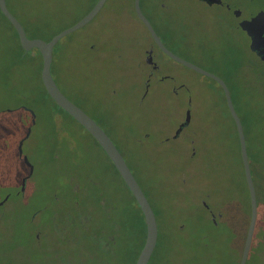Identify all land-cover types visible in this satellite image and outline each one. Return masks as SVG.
I'll use <instances>...</instances> for the list:
<instances>
[{
	"label": "rangeland",
	"instance_id": "obj_1",
	"mask_svg": "<svg viewBox=\"0 0 264 264\" xmlns=\"http://www.w3.org/2000/svg\"><path fill=\"white\" fill-rule=\"evenodd\" d=\"M91 2L9 0V8L24 23L37 24L38 34L45 37L79 20ZM201 40L185 54L196 60H218V44ZM146 41L145 31L130 11V0H106L90 21L57 41L54 52L59 62L51 71L61 91L93 116L123 153L152 204L161 252L167 245L191 240L177 230L192 187L193 196L217 188L206 177L212 173V146L204 152V167L199 163L196 167L187 158L191 146L184 139L198 126L208 137L211 123L226 132L229 121L217 85L180 64L162 60L156 75L165 74V78L146 81L147 69L140 65ZM233 41L236 60L242 63L249 57L246 39L237 31ZM19 54L14 34L0 16V264H114L96 247L106 234L100 229L99 204L116 219L123 202L132 204L131 197L104 153L78 124L61 114L63 121L51 135L44 118L51 101L38 77L36 50L18 70L11 63ZM211 59L210 64H200L220 70L221 65ZM173 86L176 93L170 90ZM186 89L191 123L183 139H163L172 134L182 116ZM24 107L34 116L29 129ZM26 132L21 151L31 171L17 154V144ZM230 171L235 182L228 193L235 199V208H243L241 174L237 166ZM185 174L186 187L181 188L178 181ZM174 183H178L181 202L172 198ZM58 211L70 219H52L51 212ZM130 211L139 229L136 205ZM199 218L204 221L202 215ZM77 219L83 225L76 224ZM120 238L124 247L122 231Z\"/></svg>",
	"mask_w": 264,
	"mask_h": 264
},
{
	"label": "flooded vegetation",
	"instance_id": "obj_2",
	"mask_svg": "<svg viewBox=\"0 0 264 264\" xmlns=\"http://www.w3.org/2000/svg\"><path fill=\"white\" fill-rule=\"evenodd\" d=\"M4 3L7 10L22 26L27 37L26 27L22 20L9 8V0H4ZM138 6L142 15L151 25L159 43L164 48L175 56L217 75L225 83L229 91L234 111L240 120L243 132L247 163L256 203L255 222L243 264H264V84H262L264 73L259 72L258 69L252 66V63H255L256 66H259V70L261 68L264 69V0H138ZM130 11L134 19L138 21L145 31L147 37L146 46L143 47L140 58V65L147 69V74H145L146 81L165 78V74L156 75V72L161 68L162 60L166 59L177 64L180 63L169 57L151 36L135 13L133 0H130ZM0 16L11 28L15 40L19 44L12 25L1 12ZM256 16H262V18L254 25L249 35L241 28L240 23H249ZM237 31L246 39V51L249 53V57L242 60L245 65L244 72L235 75V73L231 72L229 65L233 63L236 57L237 48L233 40ZM251 36L255 41L256 49H251L250 47ZM33 38L48 41L42 36ZM203 38H205V41L209 40L211 43L215 42L218 44L217 46L220 50L218 60H212L209 57L196 60L193 56L185 54L187 52L186 49L193 48L191 46H196L197 43L203 41L201 40ZM54 46L51 51V63L57 57L56 52H54ZM210 59L212 62L221 65V69L211 70L201 65L202 63H209ZM182 66L209 78L184 65ZM236 76L243 77V79H239L240 95L238 101L233 89L236 84ZM166 77L170 81L172 80L169 75H166ZM209 79L212 80L211 78ZM212 81L217 85L222 95V102L224 100L223 105L229 121V129L226 132H220L216 125L211 123L209 135L204 137L203 132L199 130L200 126H198L197 131H194L184 139V142L191 146L190 152L187 154L189 162H194L193 164H196V167L199 163L201 168L204 167V152L209 148V144L212 146V173L206 177L217 188L211 193L205 192L193 196L194 186L192 187L191 197H193H190L191 199L184 198L186 200L184 208L186 209H184L180 230L185 234L186 238L187 236L190 238L189 226L195 222L197 223L195 232L198 240V258L201 264H240L251 214L250 196L244 176L235 123L227 110L221 87L214 80ZM142 83L147 85L146 82ZM182 88L184 89V87ZM244 88V95H242L241 90ZM170 90L173 93L178 91L175 86L171 87ZM70 101L93 119L113 142L107 131L97 123L93 116L73 100ZM183 106L182 116L177 121L176 126L184 119L186 109L189 111V120L174 139H177L178 136L183 139L184 130H186L192 120L190 95L187 89L183 99ZM23 110L29 116L28 124H26L27 129L30 124H34V116H32L30 109L24 107ZM32 119L33 122H31ZM198 131H200V135ZM142 137L146 138V135L142 134ZM113 144L116 145L114 142ZM19 158L21 159V157ZM236 166L241 174L243 182L241 194L245 200L243 208L238 207V209L235 208L236 202L233 195L231 192L230 194L228 193L229 186L232 185V182H235L230 167L234 169ZM186 180L185 174L181 179V188L186 187ZM201 215L204 217V221L199 218ZM241 216L245 217V224H243L244 220ZM183 242L187 243L185 239Z\"/></svg>",
	"mask_w": 264,
	"mask_h": 264
},
{
	"label": "water",
	"instance_id": "obj_3",
	"mask_svg": "<svg viewBox=\"0 0 264 264\" xmlns=\"http://www.w3.org/2000/svg\"><path fill=\"white\" fill-rule=\"evenodd\" d=\"M105 0H97L95 4L89 9L88 12H86L79 20H77L72 25L60 30L56 34H54L48 41H44L39 38H27L22 26L18 23V21L12 16V14L7 10L4 0H0V12L2 15L9 21V23L14 28L18 42L20 47L23 50H30L32 48L37 49V51L40 54L41 57V68H40V81L42 83V86L47 93V95L52 99V101L60 107L62 110H64L68 115H70L77 123H79L91 136L92 138L97 142V144L101 147L103 152L106 154L110 162L113 164L114 168L118 172L119 176L123 180L124 184L126 185L127 189L133 196L137 206L139 207L145 224V237L144 242L142 244V247L135 259L134 264H146L156 243L157 239V224L155 215L153 213V210L151 206L149 205L143 191L141 190L140 186L138 185L137 181L133 177L130 169L128 168L125 160L123 159L122 155L119 153L113 142L110 140V138L105 134V132L91 119L85 112H83L79 107H77L73 102H71L57 87L56 83L54 82L51 73H50V64H51V51L53 46L57 43V41L62 38L63 36L69 34L70 32L75 31L76 29L82 27L85 25L88 21H90L98 12L100 7L102 6L103 2ZM133 6L134 11L137 15V17L143 22L151 36L157 41L160 48L171 58H173L178 63L200 73L203 74L212 80H214L222 89L225 104L227 107V110L229 114L231 115L236 128V133L239 140V148H240V154L242 159V165L244 170V176L246 180V184L249 191L250 196V206H251V214H250V220L247 228L245 243L243 247V252L241 256L240 264H243L244 259L246 257V253L250 244V239L253 231V226L255 222V216H256V203H255V196H254V190L253 185L250 177L249 167L247 163V157L245 152V144H244V137L243 132L240 124V120L237 116V114L234 111L229 91L225 85V83L220 79L217 75H214L212 73H209L202 68L182 59L174 54H172L170 51H168L166 48H164L160 43L155 35L151 25L147 21V19L142 15L139 6H138V0H133ZM262 18V16H256L252 19L251 22L240 23V26L243 30H245L249 35L251 34V29L254 27V25L259 22V20ZM251 49H256L255 41L253 37L251 36ZM255 47V48H254ZM33 116V114H32ZM189 120V111L188 109L185 110V117L183 120H181L178 125L173 130L172 134L165 138H171L174 139L177 137L179 132L181 131L182 127L187 124ZM33 122V119L31 120ZM29 129V128H28ZM27 136V132L21 138L17 144V154L19 157H21V160L24 164L28 166V168L31 171V165L26 160V157L22 154L21 151V144L23 139ZM164 138V139H165Z\"/></svg>",
	"mask_w": 264,
	"mask_h": 264
},
{
	"label": "trees",
	"instance_id": "obj_4",
	"mask_svg": "<svg viewBox=\"0 0 264 264\" xmlns=\"http://www.w3.org/2000/svg\"><path fill=\"white\" fill-rule=\"evenodd\" d=\"M91 1L92 2H91L90 7L92 6V4H94V2L96 0H91ZM87 11H85L84 13H86ZM23 24L26 27V33L28 35L27 38H33V37H39L40 36V34H38V31H37L38 30L37 24L24 23V22H23ZM28 29L32 31L31 34H28V32H27ZM57 32H59V31L52 32L50 35H47L43 38H45L46 40H49ZM17 45L19 47L20 54L11 63V66H13V67L15 66V68H18V70H19L20 65L25 60H29L30 57H32V51L34 49L23 50L18 43H17ZM55 46H56V44H55ZM54 50H55V48H54ZM36 53H37V56L39 58L38 77L40 79L41 58H40V54L37 50H36ZM236 59L237 58L235 57L233 63L229 66L231 68V72L235 73V75H238V74H241L244 72L245 65L243 62L241 63L240 61H238ZM58 60L59 59H57V57H56V59H54V61L50 64V73H51V76H52L54 82L56 83V85H57V81L52 75L51 68H52V66H55L56 64H58V62H59ZM252 66L255 67L256 69H258L259 72L264 73V69L261 68V70H259V66H256L255 63H252ZM235 79H236V82L235 81L234 82L236 84H235V87L233 86V89L235 92L236 100L238 101L239 95H240V93H239V79L241 80V79H243V77L242 76H239V77L236 76ZM231 82H233V81H231ZM40 83H41V81H40ZM262 84H264V80L262 81ZM41 86H42V83H41ZM57 87H58V85H57ZM42 89H43L45 95H47L43 86H42ZM59 90L61 91L60 88H59ZM244 90H245V88L241 90L242 95H244ZM48 98L51 101V107H49V109L44 113V118L46 119L45 120L46 121L45 127L48 128V130L50 131V133L53 137L56 134L58 123L61 125V122L63 121V118L61 117V114H62L64 116H66L68 119H70L73 122H75L76 124H78L91 137V139L95 142V144L101 149V147L92 138V136L79 123H77L64 110H62L60 107H58L52 101V99L49 96H48ZM69 100H71V99H69ZM223 103H224V100H223ZM116 148L118 149L119 153L122 155V157L125 160L128 168L130 169L129 163L125 159L123 153L119 150V148L117 146H116ZM101 151L103 152L102 149H101ZM104 155L106 156L105 153H104ZM106 158L108 159L107 156H106ZM108 161L110 162L109 159H108ZM110 164H111L113 170L119 176V174L116 171V169L114 168L113 164L111 162H110ZM130 171H131V169H130ZM131 173H132L133 177L135 178V180L137 181L138 185L140 186L141 190L143 191L149 205L151 206V208L153 210L152 204L148 198L146 191L141 186V184L138 181L135 173H133L132 171H131ZM119 178L122 181V183L124 184V182L120 176H119ZM178 183L179 184L181 183L180 178H179ZM178 183H174L176 190L174 187V192L172 193V198L176 201L181 202V200H179V193L177 191ZM124 186H125L126 190L128 191V193L131 197L132 204H131V202H130V204H126L125 202H123L121 209H118L117 212L115 211L116 216L114 215V217H116V219L115 218L112 219L111 216L105 211V209H102L103 205L98 203L100 208H101L100 209L101 212L99 215L100 216V224H101L100 229L103 231H106V234L102 237L103 239L101 240V243H100V244H102V246L100 244H99V247L94 245V248L96 246L97 249L99 251H101V253L104 252V253L108 254L110 256L109 258L113 259L114 264H134L135 259H136L137 255H138V253L142 247V244L144 242V237H145V224H144V219H143L142 213H141V211H140L139 207L137 206L133 196L131 195V193L129 192V190L127 189L125 184H124ZM54 192H56L55 189H54ZM52 199L53 200L56 199V193L53 194ZM99 200L100 199H96L97 202ZM65 201H68V197L65 199ZM133 204L136 205V210L139 213V221H140V228L139 229H137V227H136V218H135L134 212L131 213V211H130L131 205H132V207L134 206ZM180 208L182 210L183 207L180 206ZM59 213H61V214L59 215ZM153 213H154V210H153ZM50 217L52 219L60 218V220L65 218V221H68V219H70L69 214L63 213L60 211H58L56 214L54 212H51ZM181 222H180V224H181ZM76 224L83 225L79 222L78 219L76 220ZM115 224H118V226H116ZM196 225H197L196 222L193 225L190 224L189 227H190L191 240H189L186 244L182 240V241L177 242L175 246H170V245L165 246L164 250H162L161 252L159 251L160 244L158 243V235H157V239H156L154 249H153V251H152V253H151L146 264H201V262L198 258L199 249H198V240H197V236H196V232H195ZM121 231L123 233V239H124L123 245H124V247L120 246ZM177 231L181 232V230H177ZM34 240L36 241L37 238L34 237ZM128 241H130L131 243H128ZM92 260H94V259L92 258ZM95 264H101V262L97 261V262H95Z\"/></svg>",
	"mask_w": 264,
	"mask_h": 264
}]
</instances>
